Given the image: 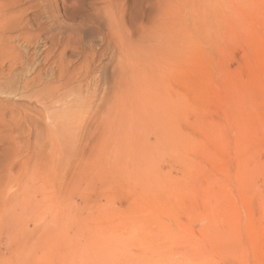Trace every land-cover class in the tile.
Returning <instances> with one entry per match:
<instances>
[{
  "label": "rangeland",
  "instance_id": "1",
  "mask_svg": "<svg viewBox=\"0 0 264 264\" xmlns=\"http://www.w3.org/2000/svg\"><path fill=\"white\" fill-rule=\"evenodd\" d=\"M6 181L23 264H264V0H0Z\"/></svg>",
  "mask_w": 264,
  "mask_h": 264
},
{
  "label": "bare ground",
  "instance_id": "2",
  "mask_svg": "<svg viewBox=\"0 0 264 264\" xmlns=\"http://www.w3.org/2000/svg\"><path fill=\"white\" fill-rule=\"evenodd\" d=\"M109 6H110V10L108 9V11L103 13V18H99V19L96 18V19L92 20L90 24L96 25L100 28L105 27V29L109 30V32L111 34V38L113 39L116 37L118 29L124 23L122 22L123 16L121 14V11L119 10V8H121V6L118 8V5H114L112 3ZM95 11H97V9ZM99 12H101V11H99ZM48 103H51L49 101V99H48ZM1 111H3V110H1ZM75 115L76 114H74V111L72 110V108L67 107L66 109L59 111L58 114H48V116H47L50 123H52V126L48 128L49 134L51 135L55 144L58 143L57 146H55L56 150H54L55 151L54 156L59 157V159L62 158V156L65 157L64 153H65L66 149L68 151V146L70 144V137H71V135H70L71 133L69 132L70 131V125H71V123H74V121H77L79 119L78 116H75ZM31 155L32 156L30 158H32V162H33L32 170L34 172L33 178L35 180L37 178V174H38L37 163H36V161H34L37 159L36 151L34 152V154L31 153ZM15 157H16V155L13 157V159H16ZM6 173H8V170ZM9 182H11V181H9ZM22 183L21 182L20 183L19 182H15V183L12 182L11 184L10 183L8 184V182H7V183L3 184L2 186H0V220L1 219H7V220L16 219L19 216L25 217L27 212H29V214H32V213L37 214L36 212H38V210H37L38 209V202L34 201V202H31L30 204L26 205V202H25V198H26V194H27L26 190H25L26 187L22 186ZM31 188H33V187H31ZM32 191H34V190H32ZM34 194L36 196V193H34ZM30 196H28V198ZM32 197H33V195H32ZM66 200L67 199H65L64 201H66ZM66 202H68V201H66ZM53 216H54V214H53ZM34 219H35V217H34ZM1 241L2 240L0 237V264H23L22 251L17 249V248H9L5 241H4L5 243H3V244L1 243Z\"/></svg>",
  "mask_w": 264,
  "mask_h": 264
}]
</instances>
